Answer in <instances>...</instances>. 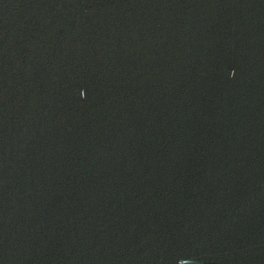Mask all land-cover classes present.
I'll list each match as a JSON object with an SVG mask.
<instances>
[{
  "label": "water",
  "instance_id": "water-1",
  "mask_svg": "<svg viewBox=\"0 0 264 264\" xmlns=\"http://www.w3.org/2000/svg\"><path fill=\"white\" fill-rule=\"evenodd\" d=\"M0 264H264V0H0Z\"/></svg>",
  "mask_w": 264,
  "mask_h": 264
}]
</instances>
